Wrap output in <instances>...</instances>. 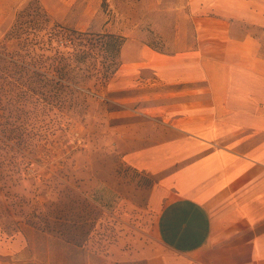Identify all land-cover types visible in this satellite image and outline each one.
<instances>
[{
	"label": "rangeland",
	"instance_id": "1",
	"mask_svg": "<svg viewBox=\"0 0 264 264\" xmlns=\"http://www.w3.org/2000/svg\"><path fill=\"white\" fill-rule=\"evenodd\" d=\"M53 1L47 10L26 0L0 32V224L7 233L46 231L72 248L134 256L156 241L153 178L127 167L122 153L154 140L139 124L147 76L116 68L131 39L128 54L143 43L165 52L190 47V0ZM252 30L264 40L263 28ZM105 33L127 40L118 55L97 37ZM151 88L158 101L177 87Z\"/></svg>",
	"mask_w": 264,
	"mask_h": 264
},
{
	"label": "crops",
	"instance_id": "2",
	"mask_svg": "<svg viewBox=\"0 0 264 264\" xmlns=\"http://www.w3.org/2000/svg\"><path fill=\"white\" fill-rule=\"evenodd\" d=\"M40 1L48 10L53 0ZM25 2L0 0V32ZM189 8L190 47L165 52L143 43L128 54L134 42L126 40L116 70L147 76L139 124L154 141L122 158L153 178L155 243L134 256L113 247L103 254L0 224V264H264V40L252 30L264 29V0H190ZM151 82L177 88L158 102Z\"/></svg>",
	"mask_w": 264,
	"mask_h": 264
},
{
	"label": "trees",
	"instance_id": "3",
	"mask_svg": "<svg viewBox=\"0 0 264 264\" xmlns=\"http://www.w3.org/2000/svg\"><path fill=\"white\" fill-rule=\"evenodd\" d=\"M81 35H90V34L83 33ZM91 36H94V35H91ZM97 37H99L100 39L104 40L102 42L105 43L106 48H108L110 50V52H114L115 51V53H117V55L120 53L121 48H122L123 44L126 41L124 39V37H122L120 35H116L114 33L113 34H110V33L98 34ZM69 40H71V39H69ZM117 68H116V70H117Z\"/></svg>",
	"mask_w": 264,
	"mask_h": 264
}]
</instances>
